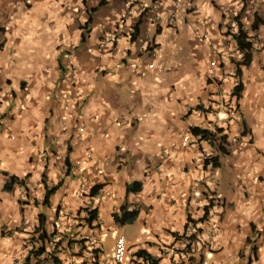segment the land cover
Here are the masks:
<instances>
[{"label": "crops", "instance_id": "0c3cea01", "mask_svg": "<svg viewBox=\"0 0 264 264\" xmlns=\"http://www.w3.org/2000/svg\"><path fill=\"white\" fill-rule=\"evenodd\" d=\"M126 1L135 0H0V264H25L42 245L41 215L62 242L46 245L61 264H115L121 235L132 254L145 250L160 264H172L176 247L173 264H264V24L251 64L227 83L228 93L242 83L240 99L230 98L238 105L201 114L212 98L220 10L210 0H196L197 12L163 0L157 28L155 0H137L134 16L117 24ZM257 12L264 22V0ZM111 33L117 42L101 57ZM144 44L164 49L154 70ZM194 127L223 128L230 154L200 141ZM11 177L26 186L7 190ZM134 183L141 190L128 192ZM47 185L58 188L44 205ZM126 205L138 211L133 223L115 219ZM87 208L99 213L93 228ZM189 218L201 229L191 252L177 239ZM40 261L56 264L48 254Z\"/></svg>", "mask_w": 264, "mask_h": 264}, {"label": "built area", "instance_id": "2783aa9c", "mask_svg": "<svg viewBox=\"0 0 264 264\" xmlns=\"http://www.w3.org/2000/svg\"><path fill=\"white\" fill-rule=\"evenodd\" d=\"M210 1L217 6V8L222 14L223 19L221 27L223 36L220 46L218 47V57L210 63L207 72L208 79H210L211 81L210 86L213 89V92H211L212 98L211 100H208L204 103L202 109H199V113L201 114H203L206 110L214 109L217 107L227 108L226 105L228 103L236 106L235 102H230L231 96L227 91V83L229 81H235L237 79L238 63L242 62L244 57V53L239 49L236 43L235 35L237 34L240 25L244 23V20H246V17L244 15L247 13H253L256 10L258 0H229V2L225 4H220L221 0ZM162 2L163 0H155L154 6L151 9L153 15V22L157 28L163 25L165 20L163 15L160 13V7L162 5ZM139 6L140 4L137 2V0L126 1L125 9L120 15L117 16L116 23L125 24L126 22H128L134 16L136 8H138ZM176 7L185 12H197L199 10L196 0H185L183 2L178 3ZM168 19L170 23H175L177 20L176 12H173ZM252 24L253 20H251V26L248 31L250 41L255 43L257 41V32L251 30ZM204 38L209 39V35L205 34ZM116 42L117 35L115 33L109 34L101 43L100 50L102 52H100V56L103 57L104 52L113 51V47L115 46ZM141 50L142 52H146L149 55L150 59H152L151 62L148 64V68L150 70L156 69V60L159 58L158 55L162 51H164L163 47L158 45L156 46L151 44H144ZM135 67L136 66L134 65V68ZM3 120V113L0 111V126L3 123ZM227 148H230V146L228 145ZM79 165L82 166L81 164ZM64 216L72 217L73 215L70 212H65ZM194 233L195 228L192 226V228L188 230L187 235L191 236ZM86 240L91 246H95L97 241L96 236L94 234L89 235ZM56 241V238L54 240H51L49 245H55ZM185 249H187L186 245ZM173 251V256L171 258L172 264L173 260L176 258L175 254L180 253V248L176 247ZM189 252H191V249L189 250ZM166 255L168 256L169 254L166 253ZM113 261L115 264H134V256L130 250L127 237L125 235H121L117 239Z\"/></svg>", "mask_w": 264, "mask_h": 264}, {"label": "trees", "instance_id": "16d2710c", "mask_svg": "<svg viewBox=\"0 0 264 264\" xmlns=\"http://www.w3.org/2000/svg\"><path fill=\"white\" fill-rule=\"evenodd\" d=\"M92 18L90 16L88 23H91ZM264 24L263 20L259 17V14H255V20L254 23L252 24V31L255 32H259L261 26ZM138 32V28L135 32V34L137 35ZM235 40L236 43L239 47V49L244 53V57H243V61L238 63V68H237V77H240L242 75V66H249L253 60V54L256 50V45L255 43H253L252 41H250V36H249V31L247 30V28L245 27V25H240L239 30L237 32V34L235 35ZM243 89V85L242 83H238L237 86L234 87L233 89V93L231 94V98H233L234 96L239 100L240 96H241V92ZM192 134L199 138L200 141H206L207 143H209L215 150H217L220 154H222L223 156H228L230 154V149L227 148L228 145L230 144V136L224 133V129L223 128H216L215 131L209 130V129H204V128H200V127H194L191 129ZM226 144V146H225ZM210 161H208V164L212 163L213 166L215 168H218L220 166V164L218 163L217 158H212L208 159ZM66 165L68 167V170H70V165H69V159L66 158L65 160ZM45 176H44V180L43 182H45ZM10 180V181H9ZM8 180L7 184H6V189L10 190L12 185L14 184H19L21 186H26L25 180H20L19 178H15V177H11ZM58 187H53V188H49V186H46V195L44 198V205H48L49 204V199L51 197V195L55 192V190H57ZM102 189V185H98L93 187L92 191H91V196H96L99 192V190ZM141 190V185H139V183H134L133 185L128 186V192H133V193H137L138 191ZM84 211L86 212V223L93 228L94 223L97 221L98 218V210L97 209H84ZM210 214L209 212V207H207L205 209V216L202 218L201 222H204L207 220L208 215ZM138 216V211L136 209H130V207H128L126 205V207H124L123 213L121 216H115V219L120 221V222H127V223H133L136 218ZM41 221H40V226L38 229H36V232H41L38 238V242L40 244H42L38 249H36L35 251H31L30 254L28 255L27 260L25 261V264H31L32 263V259L36 260L35 264H40V257H42L45 254H48V256H50L55 262L56 264H61L62 262L60 261L59 258H57V256H55V251L53 252H48L46 245L47 243L50 242L52 235L48 234L46 229H45V217L44 215L40 216ZM197 222L193 221L192 219L189 218V224H194L193 227L195 228V233L191 236L187 235V232L189 230L188 226L185 230V233L183 235H177V239L178 240H184L185 244H186V248L188 250H190L193 245V243H196L197 241H199L198 235L201 232L199 228L196 227ZM62 244V242H59L56 244V246L54 247L55 250H58V248L60 247V245ZM85 244V243H83ZM85 248V246L83 247ZM96 253V252H95ZM134 256V261L138 262L139 264H160V260L156 259L155 257H153L151 254H149L147 251L145 250H140L138 251L136 254H133ZM39 259V260H38Z\"/></svg>", "mask_w": 264, "mask_h": 264}, {"label": "rangeland", "instance_id": "374dc122", "mask_svg": "<svg viewBox=\"0 0 264 264\" xmlns=\"http://www.w3.org/2000/svg\"><path fill=\"white\" fill-rule=\"evenodd\" d=\"M254 14H255V12H253V13H247V14L244 15L246 17L245 18L246 20H244L243 25H245V27H247V29H249L250 26H251V20H252V18L254 19ZM249 19H250V22H249ZM233 149H237L236 148V145L233 147Z\"/></svg>", "mask_w": 264, "mask_h": 264}, {"label": "clouds", "instance_id": "9594fccd", "mask_svg": "<svg viewBox=\"0 0 264 264\" xmlns=\"http://www.w3.org/2000/svg\"><path fill=\"white\" fill-rule=\"evenodd\" d=\"M257 4H258V1H257ZM255 12V14L257 13L258 14V12H257V6H256V10L254 11ZM255 14H254V19L252 18V20H253V23H254V20H255ZM247 28V27H246ZM248 30V29H247ZM258 33V32H257ZM238 78V77H237ZM236 85V84H235ZM233 89H234V87H232L231 88V92L229 93L230 94V96H231V94L233 93ZM233 98H236L235 96L233 97ZM236 105H238L237 103H238V100L236 99ZM199 109H202V106H200L199 108H198V111H199ZM229 146H230V144H229ZM68 172H69V170H67ZM51 241V240H50ZM50 243V242H49ZM49 243H48V245H49ZM56 244H57V241H56ZM55 244V245H56ZM55 245H53V246H55ZM50 246V245H49Z\"/></svg>", "mask_w": 264, "mask_h": 264}]
</instances>
